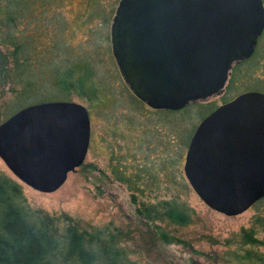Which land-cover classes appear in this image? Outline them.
Masks as SVG:
<instances>
[{"label":"water","instance_id":"1","mask_svg":"<svg viewBox=\"0 0 264 264\" xmlns=\"http://www.w3.org/2000/svg\"><path fill=\"white\" fill-rule=\"evenodd\" d=\"M263 32V0H120L110 41L131 93L151 110L180 111L220 95ZM233 115L255 124L259 149L255 164L228 172L223 138ZM90 135L88 111L78 103L29 105L0 124V159L23 184L52 193L84 163ZM183 171L198 197L227 216L264 199V94L243 93L204 118Z\"/></svg>","mask_w":264,"mask_h":264},{"label":"rangeland","instance_id":"2","mask_svg":"<svg viewBox=\"0 0 264 264\" xmlns=\"http://www.w3.org/2000/svg\"><path fill=\"white\" fill-rule=\"evenodd\" d=\"M98 1L95 9L99 14L90 19L84 18L89 10L85 1L74 0L58 10L68 29L54 63L67 68L84 62L88 71L78 93H69V101L84 106L90 118L91 137L84 163L52 193L23 184L1 159L0 174L20 186L29 209L58 220L61 229L69 224L68 218L88 232L98 229L113 234L123 251L122 264H238L233 253L239 250L237 236L241 230L254 228L257 237L264 239V207L259 203L235 216L209 208L185 178L187 149L179 146L176 131L181 127L193 131L202 117L225 99L248 90L264 93V37L259 47L263 58L255 61L252 71L247 72V66L240 65L232 88L222 96L189 106L183 123L180 116L166 123L148 107L139 109L133 104L111 48L110 26L118 3ZM47 38L42 39V44H48L51 38ZM91 86L95 93L90 92L87 97L83 92ZM10 87L7 84L2 94L0 88V124L8 119V105L14 100ZM47 91L46 95L53 92ZM121 175L143 188V192H133L118 181ZM172 198L193 212L188 226H176L166 220L151 222L138 213L143 206ZM258 219L261 225L257 224ZM160 232L178 242L166 244Z\"/></svg>","mask_w":264,"mask_h":264},{"label":"trees","instance_id":"3","mask_svg":"<svg viewBox=\"0 0 264 264\" xmlns=\"http://www.w3.org/2000/svg\"><path fill=\"white\" fill-rule=\"evenodd\" d=\"M72 1L74 0H0V88L2 94L4 87L10 84L9 90L14 96V100L8 105L10 107L6 117H11L29 105L69 101V93H78L77 90L84 85L88 75L84 62L77 67L67 68L54 63L60 46L65 43L62 39L68 29L58 10ZM81 1H85V6L89 8L84 18L90 19L99 14L95 9L98 0ZM116 1L119 3L120 0ZM46 28H51L52 31H47ZM45 37L51 38H47L48 44H42ZM263 37L264 32L253 56L233 67L226 91L232 88L231 84L238 75L237 69L240 65H246L247 72H250L257 65L255 61L263 58V52L259 50ZM49 89L53 92L46 95ZM94 90L91 86L83 93L90 97L91 93H95ZM130 97L136 108H145L144 103L133 94ZM189 106L180 111L152 110L151 113L162 116L166 123L172 117L180 116L179 119L183 123L187 120ZM193 131L182 130V127L176 131L180 138V147L187 149ZM117 180L128 185L133 192H143V188L136 187L127 177L121 175ZM133 200L135 201L134 197ZM259 203L264 207V199L254 206ZM138 213L146 216L151 222L166 220L180 227L191 224L193 214L191 209L177 198L143 206ZM66 221L69 224L61 229L58 220L29 209L20 186L0 174V264L123 263V251L117 246L118 242L113 234L107 235L98 229L88 232L77 222L68 218ZM258 223L261 225L259 219ZM159 236L166 244L177 241L164 232H160ZM237 238L239 250L233 253L236 263L264 264V251H260L264 248V239L257 237L254 228L241 230Z\"/></svg>","mask_w":264,"mask_h":264},{"label":"flooded vegetation","instance_id":"4","mask_svg":"<svg viewBox=\"0 0 264 264\" xmlns=\"http://www.w3.org/2000/svg\"><path fill=\"white\" fill-rule=\"evenodd\" d=\"M241 63H243V62H241ZM231 74H232V70L229 74V78H230ZM229 78H228V80H229ZM225 91H226V89H224V91L220 95H217L214 97L222 96L225 93ZM246 92H259V93L264 94L263 92H260L259 90H248ZM246 92H243V93H246ZM243 93H241V94H243ZM241 94H238V95H236L232 98H229V99H225V100H223V102L220 105L212 107L208 111V113L201 119V121L204 118H206L207 116H209L210 114H212L217 108L231 103L233 100H235ZM200 122H199V124H200ZM197 126L195 127L193 134H194ZM254 126H255V124H251V121H250V119H248L247 116H243V118H240L239 115H233V116L229 117V119L227 120V123L225 125L226 130L224 131L225 136L223 138V149H226V152L224 155L226 157L225 165H226L228 172L234 171L236 169H240L242 167L246 168V165H251V164L256 163V160L258 159L257 158L258 152H256V149H259V148H258L257 136L256 135L252 136L253 134L251 133L252 127H254ZM245 130L248 132H246ZM249 133H251V134H249ZM193 134H192V136H193ZM192 136H191V138H192ZM187 149H188V146H187ZM241 149H243V150H241Z\"/></svg>","mask_w":264,"mask_h":264}]
</instances>
